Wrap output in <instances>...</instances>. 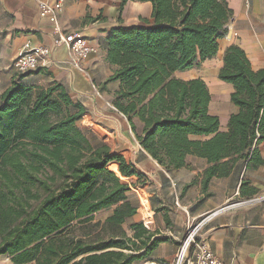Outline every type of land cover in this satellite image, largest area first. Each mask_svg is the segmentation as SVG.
Masks as SVG:
<instances>
[{"label": "trees", "instance_id": "obj_1", "mask_svg": "<svg viewBox=\"0 0 264 264\" xmlns=\"http://www.w3.org/2000/svg\"><path fill=\"white\" fill-rule=\"evenodd\" d=\"M130 1L150 2L154 23L111 28L106 60L115 66L108 82H120L113 105L134 131L136 119L143 123L137 135L142 148L168 171L187 167L189 155L206 159L205 196L214 177L264 166V69H253L241 47L226 49L218 78L233 85L238 111L225 132L210 113L206 82L173 75L217 56L233 16L227 0H121L120 22ZM27 74L16 75L0 96V258L12 264H132L145 258L141 224L125 227L139 201L119 179L138 177L137 171L127 159L116 161L117 171L109 166L118 156L80 127L84 106L66 86L29 85ZM257 192L244 178L242 196ZM144 231L155 235L147 220Z\"/></svg>", "mask_w": 264, "mask_h": 264}, {"label": "crops", "instance_id": "obj_2", "mask_svg": "<svg viewBox=\"0 0 264 264\" xmlns=\"http://www.w3.org/2000/svg\"><path fill=\"white\" fill-rule=\"evenodd\" d=\"M42 1L46 0H0V96L10 87L14 77L21 74L15 70L14 61L23 45L30 42L33 46L48 47L50 55L46 63L29 72L23 81L44 87L55 81L63 84L73 100L84 106L79 123L82 129H98L107 139L117 141L118 149L132 151L133 168L149 184L147 193L154 222L150 212L146 213V220L151 231L155 232V225L158 230L173 233L172 238L161 241L154 253L141 260L146 261L145 264H175L180 240L186 237L190 224L203 220L200 236L222 264H264V166L247 169L244 165L227 177H214L208 186L211 195L205 196L201 181L208 166L206 159L189 155L187 167L174 171L164 169L142 148L137 138L143 131V123L136 119L134 131L126 116L113 105V94L120 82H108L115 66L106 60V37L113 27L145 25L143 19L153 25L151 3L128 2L121 23L118 19L121 0H64L57 24H54L40 15ZM227 2L233 16L227 35L220 39L217 56L173 74L185 81L201 78L211 85L209 110L219 117L220 132L228 130L230 116L238 111L231 101L233 85L218 78L226 49L231 45L241 47L253 69H264V0H249V9L246 0ZM55 26L63 34H82L95 45L96 51L76 64L69 47L57 43L59 33ZM214 99L216 110L211 106ZM260 153L264 159V142L260 145ZM109 166L117 171L116 162ZM244 178L258 190L256 195L242 196ZM193 182L195 184L186 187ZM144 201L148 210V203ZM155 236L156 232L153 238ZM3 260L12 264L7 256L0 258V262Z\"/></svg>", "mask_w": 264, "mask_h": 264}, {"label": "built area", "instance_id": "obj_3", "mask_svg": "<svg viewBox=\"0 0 264 264\" xmlns=\"http://www.w3.org/2000/svg\"><path fill=\"white\" fill-rule=\"evenodd\" d=\"M64 6V0H46L40 4V15L48 18L54 24H57L58 16L61 13ZM250 2L246 0V8L249 9ZM55 31L59 33V39L57 43H63L67 45L74 56L76 64L80 63L92 53L96 51L95 45L80 33H61L60 28L55 26ZM50 55V49L45 46H33L30 42H27L20 49L15 61L14 68L18 73H27L37 70L41 64H45ZM142 177L140 174L135 177L136 183L141 192V208H138L137 213L142 214V229L143 235L141 236L142 241H146V247L143 249V253L150 256L155 252L159 243L163 240L173 237V233L169 230H158L155 238H151L145 234L146 225V213L147 209L145 201L148 203L149 212L154 222V211L151 208L149 201V194L147 193L146 187H142ZM145 197H144V196ZM140 207V205H139ZM142 212H141V211ZM144 210V211H143ZM203 226V220L197 223H191L187 235L184 239L180 240V246L176 255V264H183L187 262L189 264H222L217 255L210 249L207 242L201 238L200 232Z\"/></svg>", "mask_w": 264, "mask_h": 264}, {"label": "rangeland", "instance_id": "obj_4", "mask_svg": "<svg viewBox=\"0 0 264 264\" xmlns=\"http://www.w3.org/2000/svg\"><path fill=\"white\" fill-rule=\"evenodd\" d=\"M213 64L216 63V60H214L212 62ZM32 72V71H31ZM210 87L211 85L208 84ZM214 88H216V83H214ZM212 109H215L216 110V99H214L212 101ZM81 127V126H80ZM84 129V128H83ZM85 131H87L89 133V135H93L94 137H96L98 140H100L101 142L107 144L110 148L109 150V153L112 154V155H116L118 156V159H114L113 161L111 162H116V161H120V160H123V159H127L128 162L132 165V160H131V150L129 149H118L116 147L117 145V141L115 140H109L107 139L100 131H98V129L96 130H91V129H87L85 128L84 129ZM110 136V135H109ZM112 138V137H111ZM113 139V138H112ZM114 141V142H113ZM116 144V145H115ZM135 152V151H133ZM117 153V154H116ZM133 166V165H132ZM134 167V166H133ZM136 171H137V174L139 175V171L134 168ZM106 173H108L106 170H104ZM110 174V173H108ZM111 175V174H110ZM114 176V175H112ZM115 177H119V176H115ZM119 179L121 180L122 182V186H123V189L124 191L128 194V195H131L133 197H135L138 201H139V205L142 210V205H141V192H140V189L136 183V180L134 179V177L132 176L131 173H128L126 176H122V177H119ZM141 179V183L143 184L142 187L144 188V186L146 187V190L148 189V186L149 184L147 183V181H144L142 179V177H140ZM146 182V183H145ZM148 192V191H147ZM149 194V193H148ZM262 196V195H261ZM140 210V211H141ZM144 211V210H143ZM111 210L109 211H103V212H100L98 214H96V220H104L108 215L111 214ZM142 212V211H141ZM142 214L141 213H137L133 218L129 219L128 222L126 223L125 227H129L131 224L133 223H140L141 224V231H142V234H143V229H142ZM146 261H142V260H138L136 261L137 264H145ZM0 264H9V262H7L6 260H3L0 262ZM176 264V263H175Z\"/></svg>", "mask_w": 264, "mask_h": 264}]
</instances>
